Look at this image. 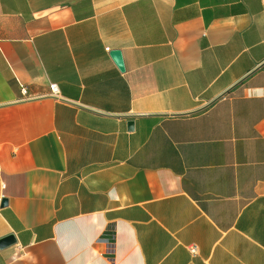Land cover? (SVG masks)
Instances as JSON below:
<instances>
[{
  "label": "crops",
  "instance_id": "1",
  "mask_svg": "<svg viewBox=\"0 0 264 264\" xmlns=\"http://www.w3.org/2000/svg\"><path fill=\"white\" fill-rule=\"evenodd\" d=\"M2 195L0 264H264V0H0Z\"/></svg>",
  "mask_w": 264,
  "mask_h": 264
},
{
  "label": "water",
  "instance_id": "2",
  "mask_svg": "<svg viewBox=\"0 0 264 264\" xmlns=\"http://www.w3.org/2000/svg\"><path fill=\"white\" fill-rule=\"evenodd\" d=\"M111 59L113 60L114 64L118 68V70L123 71L124 70V65H123V60L120 51L118 50H113L109 53ZM129 128H132V122L129 123ZM6 202L3 201L2 204H5ZM15 241L14 237L12 235H7L3 238L0 239V248H4L8 245L13 244Z\"/></svg>",
  "mask_w": 264,
  "mask_h": 264
},
{
  "label": "built area",
  "instance_id": "3",
  "mask_svg": "<svg viewBox=\"0 0 264 264\" xmlns=\"http://www.w3.org/2000/svg\"><path fill=\"white\" fill-rule=\"evenodd\" d=\"M108 51V49H106ZM22 96H27V91L24 87H21L20 90ZM49 93L52 97L56 98L59 96V90L58 87L55 84H50L49 85ZM2 189H4V185H2ZM3 195L0 196V203L2 202ZM189 251L192 255H195L197 253V246L196 245H190L189 246Z\"/></svg>",
  "mask_w": 264,
  "mask_h": 264
}]
</instances>
